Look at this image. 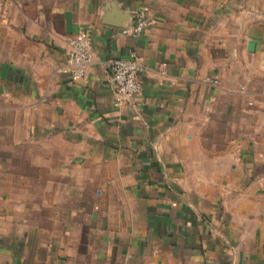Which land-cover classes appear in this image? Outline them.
<instances>
[{"label":"crops","instance_id":"0c3cea01","mask_svg":"<svg viewBox=\"0 0 264 264\" xmlns=\"http://www.w3.org/2000/svg\"><path fill=\"white\" fill-rule=\"evenodd\" d=\"M261 177L264 0H0V264H264Z\"/></svg>","mask_w":264,"mask_h":264},{"label":"built area","instance_id":"2783aa9c","mask_svg":"<svg viewBox=\"0 0 264 264\" xmlns=\"http://www.w3.org/2000/svg\"><path fill=\"white\" fill-rule=\"evenodd\" d=\"M154 23V19L144 8H141L135 13L132 23L122 29V34L138 38ZM93 58L91 33L83 30L68 41L67 58L62 72L67 74L72 81L82 80L86 77ZM111 69L115 84V105L121 106L136 99L143 88L139 78L141 64L136 54L131 53L127 57L112 59ZM257 183L263 184L264 177L257 179Z\"/></svg>","mask_w":264,"mask_h":264},{"label":"water","instance_id":"95a60500","mask_svg":"<svg viewBox=\"0 0 264 264\" xmlns=\"http://www.w3.org/2000/svg\"><path fill=\"white\" fill-rule=\"evenodd\" d=\"M132 21H133V18H130L129 20H127V21L123 24V27H124V28L128 27V26L132 23ZM254 46H255L254 42H250V43H249V48H250V49L253 50Z\"/></svg>","mask_w":264,"mask_h":264}]
</instances>
